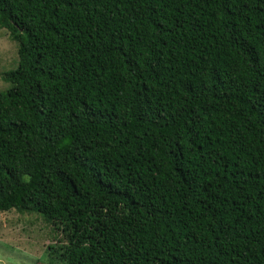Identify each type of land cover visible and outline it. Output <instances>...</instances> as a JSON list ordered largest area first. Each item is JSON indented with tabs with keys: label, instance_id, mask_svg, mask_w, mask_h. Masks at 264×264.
Wrapping results in <instances>:
<instances>
[{
	"label": "trees",
	"instance_id": "1",
	"mask_svg": "<svg viewBox=\"0 0 264 264\" xmlns=\"http://www.w3.org/2000/svg\"><path fill=\"white\" fill-rule=\"evenodd\" d=\"M0 29V214L60 264H264V0H0Z\"/></svg>",
	"mask_w": 264,
	"mask_h": 264
},
{
	"label": "rangeland",
	"instance_id": "2",
	"mask_svg": "<svg viewBox=\"0 0 264 264\" xmlns=\"http://www.w3.org/2000/svg\"><path fill=\"white\" fill-rule=\"evenodd\" d=\"M18 47L5 30L0 29V91L7 89L2 80L4 71L18 63ZM13 222V223H12ZM0 264H60L49 250L61 238H51L47 224L37 215H23L16 211L0 214ZM29 234H27V232ZM64 241V240H63Z\"/></svg>",
	"mask_w": 264,
	"mask_h": 264
}]
</instances>
